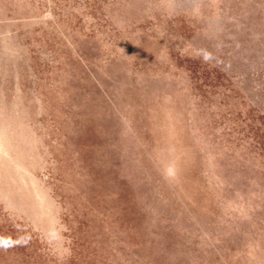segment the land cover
Here are the masks:
<instances>
[{
	"label": "rangeland",
	"instance_id": "obj_1",
	"mask_svg": "<svg viewBox=\"0 0 264 264\" xmlns=\"http://www.w3.org/2000/svg\"><path fill=\"white\" fill-rule=\"evenodd\" d=\"M11 1L0 0V16ZM33 9L25 19L0 18V264H99L91 210L139 229L152 262L240 264L238 231L223 219V191L209 176L214 155L189 123L197 109L189 93L206 103L219 139L252 153L263 183L264 0H37ZM118 9L126 18L114 23ZM23 19L33 25L22 51L11 23ZM57 53L87 74L92 104L78 110L62 98L52 122L28 89L41 74L53 82L35 64L63 73ZM99 53L100 65L85 62ZM176 71L179 84L169 76ZM63 123L77 133L72 146L91 189L83 209L54 196L63 168L51 130ZM248 166L234 183L246 182Z\"/></svg>",
	"mask_w": 264,
	"mask_h": 264
},
{
	"label": "water",
	"instance_id": "obj_2",
	"mask_svg": "<svg viewBox=\"0 0 264 264\" xmlns=\"http://www.w3.org/2000/svg\"><path fill=\"white\" fill-rule=\"evenodd\" d=\"M36 1L12 0L9 5L10 8L0 18L16 16L19 19L20 17L25 19L31 17L35 14L33 6L36 4ZM119 18H126L122 9L116 10L112 15L114 23ZM24 19L19 20L20 23H11L12 29L19 32V40H21L19 47L22 51L27 41L26 33L31 31V25H33V23L24 22ZM122 31L126 35L133 33V29L128 25L122 26ZM97 41L96 43L101 45L99 40ZM35 45L42 47L44 50L46 49L42 40L38 38H35ZM56 45L59 47V42ZM120 51L122 56L126 53V49L123 47L120 48ZM54 56V59L58 61H54L53 63L56 64L57 62L63 69V73L56 72L53 68H44L41 65L35 64V71H48L53 82H51L50 87H47L43 82L44 78L41 74L38 88L31 86L28 89L30 98L33 94L38 93L44 99V104L47 106L48 112L43 116V119L52 122H56L58 119L57 112L61 106L60 99L62 98L67 102L72 100L73 108L76 102L78 110L83 108L90 109L92 104V99L88 95L89 91L83 87L87 74L76 66L78 61H75L72 57L65 59L67 57L66 53H57ZM98 56L100 58L94 61H90L88 58L84 60L93 65H100L99 59H101V56L102 58L104 57L101 53ZM105 61L107 64L118 62L114 58L106 59ZM104 69L103 67L102 75L106 76L104 72L106 69ZM21 71H24V68H21ZM169 76L177 84L184 79V74L180 71H176ZM112 86L115 93H117L119 86L114 83ZM39 87L43 88V91H38ZM5 91L10 95L8 89H5ZM189 95L197 104V109L191 108L192 116L190 117L189 123L196 132L198 141L203 145L205 144L211 155H214V162L211 163L210 161L211 172L209 176L211 181L216 183L223 191V219L226 220L227 224H232L231 227L236 228L238 231L236 247L237 254L242 259L240 264H264V219H262L264 218V182L260 183L261 177L253 167L257 161L247 148L240 150L235 141L226 139L227 141L225 142L219 139L215 134V127L212 124V117L206 107V103L198 101L195 93L190 92ZM211 103L213 104L215 102ZM49 115H51V118H49ZM113 119L117 125V119L114 117ZM201 127H204V129L197 132ZM72 128L68 123H63L60 129L55 128L58 131H54V128L51 130L52 134L57 136L58 143L60 144L59 156L62 159V163H60L63 168H61L62 171L58 174L59 180L54 196L60 199L58 201L62 203L63 207L71 199L74 202L73 206L83 209V207H86L85 203L91 189L88 185L87 177L82 171V165H78V159L75 158L77 151L72 146V143L74 141L73 136L77 133ZM223 136L227 138L226 133H223ZM123 142L126 145L128 143L127 141ZM208 144L210 145L208 146ZM217 152H220V155L217 156ZM243 165H250L248 166L250 168L248 178L242 185L234 183V178L241 172V166ZM150 166L149 163L145 164V168L148 170H150ZM234 204L238 206V210L236 211L234 210ZM152 214L155 213L152 212ZM89 216L92 218L90 226L92 243L96 246L97 253L105 259L104 261H99V264H162L156 261L152 262L149 258L144 238L141 236L140 230H136L133 225L128 227L129 229L123 227L115 217V214L103 213L101 215L95 210H91ZM73 221L75 222V218ZM134 230L136 232L135 236L130 237L129 231L134 232ZM192 231L196 232V229ZM208 232L212 236V229H208ZM193 252L194 250L188 251L187 259L189 262L191 261ZM250 252L253 253L252 259H249V256H247Z\"/></svg>",
	"mask_w": 264,
	"mask_h": 264
}]
</instances>
